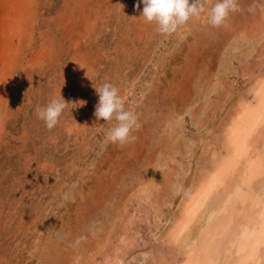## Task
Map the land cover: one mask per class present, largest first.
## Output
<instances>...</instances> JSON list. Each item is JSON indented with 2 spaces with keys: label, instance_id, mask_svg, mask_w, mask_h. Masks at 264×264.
I'll use <instances>...</instances> for the list:
<instances>
[{
  "label": "rangeland",
  "instance_id": "rangeland-1",
  "mask_svg": "<svg viewBox=\"0 0 264 264\" xmlns=\"http://www.w3.org/2000/svg\"><path fill=\"white\" fill-rule=\"evenodd\" d=\"M216 2L161 34L138 0H0V264L174 256L184 182L212 164L264 73V0H237L218 28L208 23ZM104 83L137 115L134 143L106 142L116 121L93 115V84ZM61 96L69 104L49 130L36 108Z\"/></svg>",
  "mask_w": 264,
  "mask_h": 264
},
{
  "label": "bare ground",
  "instance_id": "bare-ground-1",
  "mask_svg": "<svg viewBox=\"0 0 264 264\" xmlns=\"http://www.w3.org/2000/svg\"><path fill=\"white\" fill-rule=\"evenodd\" d=\"M250 93L234 110L212 164L184 182L168 231L176 253L148 264H264V73Z\"/></svg>",
  "mask_w": 264,
  "mask_h": 264
},
{
  "label": "clouds",
  "instance_id": "clouds-1",
  "mask_svg": "<svg viewBox=\"0 0 264 264\" xmlns=\"http://www.w3.org/2000/svg\"><path fill=\"white\" fill-rule=\"evenodd\" d=\"M140 2L143 4L141 17L148 23H155L156 30L161 34L175 33L179 27L187 24L194 16H199L205 12L206 0H138L136 4L137 10L140 8ZM237 0H217L215 5L208 12V23L212 27H221L231 12L238 11ZM95 88L99 97L95 106L94 117L97 121L115 120L116 124L109 128L105 134L106 142L119 144L120 146L134 143L137 137L133 135L134 130L140 128L137 115L130 110L125 109L119 90L111 83H104L100 87ZM69 103L61 96L52 98L45 107L37 106L36 115L43 120L46 127L51 130L59 122L64 110ZM156 170L162 169L154 168ZM180 187H176L179 193ZM64 200H68L67 194ZM60 238L59 233L57 234ZM86 236H78L70 246L76 247L86 241Z\"/></svg>",
  "mask_w": 264,
  "mask_h": 264
}]
</instances>
